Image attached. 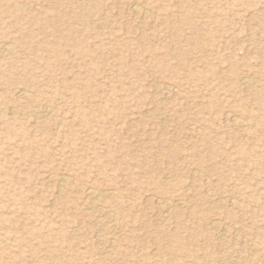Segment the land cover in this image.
<instances>
[{"label": "rangeland", "instance_id": "obj_1", "mask_svg": "<svg viewBox=\"0 0 264 264\" xmlns=\"http://www.w3.org/2000/svg\"><path fill=\"white\" fill-rule=\"evenodd\" d=\"M0 264H264V0H0Z\"/></svg>", "mask_w": 264, "mask_h": 264}, {"label": "bare ground", "instance_id": "obj_2", "mask_svg": "<svg viewBox=\"0 0 264 264\" xmlns=\"http://www.w3.org/2000/svg\"><path fill=\"white\" fill-rule=\"evenodd\" d=\"M133 8H135V7H133ZM137 13V12H136ZM6 45V44H5ZM4 45V46H5ZM1 46H2V43H1ZM7 47V46H6ZM2 48V47H1ZM9 48V47H8ZM3 49V48H2ZM5 49V48H4ZM19 92V91H18ZM177 92V91H176ZM26 93V92H25ZM18 96H21V97H25V94H24V92H20L19 94H17ZM28 95V94H27ZM26 95V96H27ZM239 120V119H238ZM238 120L237 119H233V118H230L229 119V121H231V122H233V123H235V124H239L238 123ZM191 129V128H190ZM187 130V129H186ZM191 131L193 132L194 131V129H191ZM189 132V131H188ZM195 171V170H194ZM192 174V173H191ZM87 195H88V197L90 198V199H92L93 201L95 200V199H97L98 197H96L97 195H94V193L92 192V191H90V190H88L87 192ZM99 195V194H98ZM87 197V196H86ZM101 199V198H100ZM99 200V199H98ZM182 206V205H181ZM180 208V207H179ZM189 208V207H188ZM187 208V209H188ZM222 232V231H221ZM227 235V234H226ZM99 237V236H98ZM226 240V239H225Z\"/></svg>", "mask_w": 264, "mask_h": 264}]
</instances>
